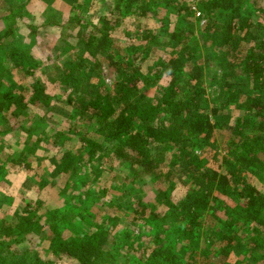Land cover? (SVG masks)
Instances as JSON below:
<instances>
[{
	"label": "trees",
	"instance_id": "1",
	"mask_svg": "<svg viewBox=\"0 0 264 264\" xmlns=\"http://www.w3.org/2000/svg\"><path fill=\"white\" fill-rule=\"evenodd\" d=\"M14 1L4 0L0 13V135L17 126L34 133L36 124L26 127L22 117H30L32 109L58 110L71 122L65 133L57 134L77 135L80 147L51 156L49 173L67 176L61 193L71 189L78 194H67L62 206L45 209L41 225L35 216L38 200L34 205L26 201L15 210L14 221L4 225V241L38 230L51 256L72 264H193L187 247L193 248L206 229L203 257L212 245L223 257L241 245L243 259L218 264H264V192L243 175L253 171L264 180V0H198L196 5L186 0H99L98 12L73 13L68 23L79 26L77 41L62 46L64 56L53 77L70 89L61 107L35 75L38 63L25 44L17 38L2 40L13 36L16 16L30 0ZM61 1L75 8L90 0ZM197 12L208 17L199 30ZM171 15L174 21L168 23ZM127 16L157 21L159 28L141 20L133 33H124L133 40L120 45L110 35L111 19ZM158 43L169 49L146 64ZM6 60L29 77L27 90L14 79ZM102 65L115 74L112 85H94V92L87 93L83 88L100 75ZM211 72L208 83L218 87L212 97L205 84ZM147 86H155L154 94L142 92ZM230 106L241 111L233 123L229 112H223ZM226 129L230 136L220 151L204 155L216 132ZM111 146L119 155L111 153ZM34 152L22 146L17 155L0 158L5 178L9 167L4 165H29L28 154ZM114 155L128 172L120 181L117 171L112 172L103 188L122 192L127 181L146 175L166 184L157 189L155 206L145 205L141 197L133 201L134 209L127 212L132 214L130 227L119 237L86 207L102 197L82 196L91 191L87 173L98 181L101 163ZM179 181L183 193L178 192ZM44 184L40 178L39 185ZM112 215L106 220L113 224L111 217L118 220L120 215ZM1 252L0 264H53V259L28 263L29 247Z\"/></svg>",
	"mask_w": 264,
	"mask_h": 264
},
{
	"label": "rangeland",
	"instance_id": "2",
	"mask_svg": "<svg viewBox=\"0 0 264 264\" xmlns=\"http://www.w3.org/2000/svg\"><path fill=\"white\" fill-rule=\"evenodd\" d=\"M18 1L20 0H16L14 3H17ZM109 1L112 3V0ZM186 1L196 5L198 0ZM2 2H4V0H0V13L3 11ZM98 9L99 0H90L89 3L85 2L81 4V6L75 8H73L71 4L64 3L61 0H53L52 3L48 0H30L29 3L25 5L23 12L19 16H16V22L13 29L15 31L13 34L14 37L9 36L2 39L5 42H15V39L17 38L20 42L25 44L30 54L38 63L33 69L35 75L42 79L46 91L53 96V101H57L56 104L58 107H61L60 105L64 104V100L66 99L65 94L69 92L70 89L62 86L58 81H53V77L58 71L56 67L61 64V59L64 56V54H62V46L65 42L75 43L79 32V26H75L73 23H68V19L73 13L79 15L85 13V15H89V13L92 14L94 11L95 13L98 12ZM168 10H171V8L168 7L167 11ZM161 14L164 15V18L166 17V14L162 12ZM171 17L170 20L167 19L168 23L174 21L173 15H171ZM207 19L208 17L205 15L202 16V13L200 15H197L196 13V28L198 30L203 28ZM111 20L114 22V27L110 31V35L115 39H118L120 45H124L133 40V38H130L124 33H133V31L138 28V23L144 19L127 16L120 18L119 21L114 18ZM145 20L151 23L148 25L150 28L155 30L159 28V22ZM94 21H96V18H94ZM157 46H159L158 50L145 60L146 64L151 63L152 60L156 58V55H163L162 53L166 49H169L165 48L167 47L166 45L163 47L160 43H158ZM6 62L14 79L27 90L29 77H27L21 69H16L9 64V60H6ZM213 64V62H210V68L214 66ZM103 66L104 65H102V68L100 69V75L93 76L88 81L87 87L83 88V86H81L76 89V92H74L78 93L83 88L85 91L87 90V93L92 94L94 92L93 90H95L93 89L94 85L101 86L100 89H103L104 85L111 86L115 79V74ZM143 68L145 69V67ZM212 75L213 72L207 74L205 77L207 91L211 97L218 92L216 84L208 83ZM141 90L147 95H152L155 92V86H147L145 89ZM66 107L69 106L66 105ZM223 112H229L230 123H233L235 117L241 113L238 108L233 106H230L229 109ZM42 114L45 115L40 116ZM31 122L36 124L37 131L34 133H30L17 126L16 130L11 134L0 135V158L5 155H17L22 146L29 145L30 147L35 148L34 153L28 154V159L30 161L29 165H11L10 162L4 165L5 168L9 167L6 178L3 175L4 169L0 166V250H2L1 253L4 255L7 254V252L17 253V251L29 247L30 252L27 260L28 263H42L43 261L46 262L49 259H53V264H72V261L70 262V260L65 257L54 259L51 256L49 249H47V242L45 240L39 241L38 230L24 236L15 237V235H11L9 237V243L4 241L5 239L8 241V238L5 235L6 232L4 231V225H8L9 222L12 223L14 221L15 210L17 211L19 208H22L21 205L26 203V201H30L32 205H34L36 200H38L39 204L36 206L38 209L35 211V216L39 215L37 222L41 225L44 217H40V215L45 209L60 207L63 205L66 198H70V195L75 196V194H78V192H74V190L70 191L71 189L61 193L65 186L67 176L63 174L51 176L49 174L53 166L50 161L51 156H57L67 150L76 152L75 150L80 147V141L77 135L66 137L65 135L57 134L59 130L65 133L71 120L58 110H51L43 113L38 109H32L30 117H22L21 119V123L26 127H29ZM229 136L230 133L227 129L217 131L215 134V142L208 146L203 154L209 155V153H212L213 151L219 152L220 147H223ZM115 150L116 146H111V153L119 155ZM120 161L121 160L116 158L115 155L105 158L100 165L103 167V172L98 181L92 177L91 174L87 173L88 181H86V186L89 187L88 189L91 188V191L88 193L84 191L82 195L83 198L87 199L93 197L95 194L102 197L101 200L98 199L99 201L96 202L88 201L86 207L89 212H93L98 216L97 218L101 220L100 225L109 230L112 229L113 233L117 232L118 237L123 229L130 227L129 223L132 214L128 215L127 212L134 209L133 207L135 206H133V201L137 202V198L141 197V200L145 202V205L153 207L155 206L157 189L159 187L164 188L166 185L164 181H156L153 177L146 175L136 182L130 183L127 181V185L124 187L125 190L122 192L120 189L103 188L104 186H109L110 175L112 172L117 171L118 173L116 181H120V179L128 172L127 168ZM110 167L113 170H110ZM243 175L248 183L264 192V180H262L255 172L245 171ZM40 178H44L45 184L43 186L39 185ZM178 189L179 193H183L184 185L181 181L178 182ZM120 193L124 195L121 198L119 197V195H121ZM160 210H162V207H160ZM113 213L120 215V217L118 220L111 217L115 221L112 224L106 219H108V216H113ZM208 231L202 229L196 238L195 246H193V248H190L189 246L187 247L186 257L193 260V264H218L221 260L235 263L243 259L244 250L241 245H235L230 254L226 257L219 255L218 251L215 249V245H212L210 246V249L207 250V255L203 257L201 250L205 245L204 242H206L205 239L207 238ZM73 264L75 263L73 262Z\"/></svg>",
	"mask_w": 264,
	"mask_h": 264
},
{
	"label": "built area",
	"instance_id": "3",
	"mask_svg": "<svg viewBox=\"0 0 264 264\" xmlns=\"http://www.w3.org/2000/svg\"><path fill=\"white\" fill-rule=\"evenodd\" d=\"M197 14H199V13L197 12Z\"/></svg>",
	"mask_w": 264,
	"mask_h": 264
}]
</instances>
